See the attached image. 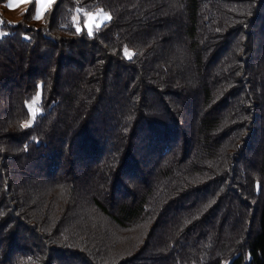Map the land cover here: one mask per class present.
<instances>
[{
    "label": "trees",
    "instance_id": "16d2710c",
    "mask_svg": "<svg viewBox=\"0 0 264 264\" xmlns=\"http://www.w3.org/2000/svg\"><path fill=\"white\" fill-rule=\"evenodd\" d=\"M34 16L0 23V264H264V0Z\"/></svg>",
    "mask_w": 264,
    "mask_h": 264
},
{
    "label": "rangeland",
    "instance_id": "374dc122",
    "mask_svg": "<svg viewBox=\"0 0 264 264\" xmlns=\"http://www.w3.org/2000/svg\"><path fill=\"white\" fill-rule=\"evenodd\" d=\"M56 0H52L51 3H48L47 0H44L43 3L37 4L36 0H5L4 2L0 1V23L6 21L7 23H16L19 21L21 14L28 8L30 3H34L35 6V23H41L44 18V14L47 10L52 7ZM9 4L12 7H9ZM37 12L40 13V18L36 19ZM108 17L106 20L105 17ZM109 21V15L101 10L94 11L93 13L84 14L83 22L80 23L79 15H75L73 19V24L75 29L78 32L85 31L87 34L93 32L96 28L102 26L104 23ZM3 33L0 31V38ZM39 96L37 95L34 99L28 103L29 116L24 122V125H31L34 121L36 115L35 104L38 101Z\"/></svg>",
    "mask_w": 264,
    "mask_h": 264
},
{
    "label": "snow or ice",
    "instance_id": "6c2138e0",
    "mask_svg": "<svg viewBox=\"0 0 264 264\" xmlns=\"http://www.w3.org/2000/svg\"><path fill=\"white\" fill-rule=\"evenodd\" d=\"M36 2H37V4H41V3H43L44 2V0H36ZM47 2L48 3H51L52 2V0H47ZM9 7H12V5L11 4H9ZM36 19H39L40 18V13L39 12H37V16L35 17ZM105 19L107 20L108 19V17L106 16L105 17Z\"/></svg>",
    "mask_w": 264,
    "mask_h": 264
},
{
    "label": "crops",
    "instance_id": "0c3cea01",
    "mask_svg": "<svg viewBox=\"0 0 264 264\" xmlns=\"http://www.w3.org/2000/svg\"><path fill=\"white\" fill-rule=\"evenodd\" d=\"M17 22H18V21H17ZM17 22H16V23H17ZM16 23H10V24H16Z\"/></svg>",
    "mask_w": 264,
    "mask_h": 264
}]
</instances>
